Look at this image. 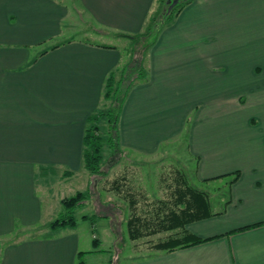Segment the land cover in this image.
Masks as SVG:
<instances>
[{
	"label": "crops",
	"instance_id": "obj_1",
	"mask_svg": "<svg viewBox=\"0 0 264 264\" xmlns=\"http://www.w3.org/2000/svg\"><path fill=\"white\" fill-rule=\"evenodd\" d=\"M75 6L99 35L128 38L160 3L0 0V236L40 222L53 230L57 206L45 203L52 188L39 179L59 170L62 181L83 167L89 179L87 118L105 107L109 74L118 80L131 63L133 52L91 39L41 48L74 22ZM140 54L146 76L121 106L120 148L155 154L188 127L199 181L238 175L221 207L210 199L212 213L185 226L204 241L128 264H264V0H189ZM43 235L7 241L0 264H77L85 253L73 231Z\"/></svg>",
	"mask_w": 264,
	"mask_h": 264
},
{
	"label": "rangeland",
	"instance_id": "obj_2",
	"mask_svg": "<svg viewBox=\"0 0 264 264\" xmlns=\"http://www.w3.org/2000/svg\"><path fill=\"white\" fill-rule=\"evenodd\" d=\"M67 3L71 7V2L67 1ZM168 6V3L162 2L158 9L157 18L158 22L162 23L161 26L167 24L166 15L173 10L175 5L167 12ZM162 11L163 13L166 11V14L161 13ZM74 13L77 17L71 25L64 27L63 34L47 44H42L41 48L74 38L110 43L124 50L133 51L132 58H127L131 63L128 62L129 65L123 69L125 72L121 75V78L124 77L122 86L125 87L129 79H134L137 75L135 67L141 65L140 52L147 50L145 47L155 38V28L150 35L135 40L124 36L118 38L113 35H99L91 26L92 18L89 23L83 21L86 18L85 13L82 17V11L78 6H75ZM119 77L120 75L116 74V79ZM112 100H106V107L111 104ZM98 124L99 133L103 136L102 173L100 175H91L87 179L86 173H83V167L76 169V172H70L72 175L64 177L62 181H60L62 176L59 170L55 174L39 179L41 185L48 183V187L52 188L51 202L49 199L45 202H49V205L53 204L54 207L57 206L54 209L50 207L49 216L52 220L64 211L61 202L58 201L60 197L71 196L77 191H88L87 199L75 210L76 225L73 228L68 226L47 232L50 231L49 227L42 226L44 222H40L41 224L37 225L38 228L27 232L19 233L17 229L14 233L0 236V252L9 243L7 241L17 238H24L28 235L40 238L44 237V233L60 235L73 231L79 235L80 249L85 251L83 260L86 264H128L134 259L157 252L154 244L162 237H166L169 232L166 230L152 234L146 233L133 239L127 231V220L133 214L141 212H144L142 215L148 214L147 217L153 218L156 215L154 208L162 203V199L173 203L176 186H179V180H181L180 171L185 174L192 185L208 191L215 209L221 207L229 196V179L215 178L213 183H204L197 178L196 158H193L188 150V127L177 137L167 140L155 154L143 155L127 152L120 147L112 148L107 141L110 134L107 116L100 117ZM84 177L86 180L82 182ZM131 195L137 199L133 197L131 201ZM57 202H59L58 205ZM153 205L156 206L153 207ZM95 236L100 238L97 248L93 245Z\"/></svg>",
	"mask_w": 264,
	"mask_h": 264
},
{
	"label": "trees",
	"instance_id": "obj_3",
	"mask_svg": "<svg viewBox=\"0 0 264 264\" xmlns=\"http://www.w3.org/2000/svg\"><path fill=\"white\" fill-rule=\"evenodd\" d=\"M166 1L167 0H159V3L161 5L162 2L166 3ZM188 1L189 0H178L176 5L173 7V10H171V12L166 15V23H169L174 18L179 9ZM161 13H163V11ZM164 13L166 14V11ZM158 15V10L150 14L147 20L146 28L143 32L124 35L135 40L137 38H143L147 35H150L155 28V38L150 41L147 47H145L148 49L154 44L157 34L163 27L161 26L162 23L158 22ZM135 68H137V75L134 79H129V82L125 87L122 86L124 77L117 80L116 71H112L109 74L106 80L104 98L105 101L109 99L113 100L111 101L110 105L106 107L105 104V107L91 113L87 118V127L83 136V159L84 166L91 175H100L102 173L101 161L103 159V136L99 133L98 119L103 115L107 116L109 122L108 131H110V134L107 138L109 145L114 149L120 147L119 137L117 134V121L121 106L124 102V99L126 98L131 84L137 78L142 79L146 76V70L142 65H139V67L136 66ZM122 72H125V70ZM177 170L179 171V169ZM180 173L181 180H179V186H176V196L173 203L162 199L163 201L161 204L157 206L153 205V207L156 206L154 208L156 215L153 218L147 217L149 216L148 214L142 215L144 212L135 213L133 216L129 217V220H127V231L131 238L135 239L146 233L152 234L167 230L169 232L168 235L166 237H162L154 244V249L157 251H171L179 247H185L204 241L206 239L195 236L193 233L189 232L185 226L195 219L207 217L212 213L210 203L211 196L209 195L208 191L192 185L187 180L183 172L180 171ZM237 175L238 171L235 172V174L233 173V177L230 179L234 181L237 178ZM87 193V190L77 191L71 196L64 197L61 200L64 211L59 217H56L49 223L50 228L56 230L60 229L61 227L75 226L77 223L76 217L74 215L75 210L87 199ZM133 197L135 196H130L131 201L133 200ZM135 199L137 198L135 197ZM93 244L98 247L97 236L94 237ZM83 255L84 252L80 251L77 264H86L83 260Z\"/></svg>",
	"mask_w": 264,
	"mask_h": 264
},
{
	"label": "water",
	"instance_id": "obj_4",
	"mask_svg": "<svg viewBox=\"0 0 264 264\" xmlns=\"http://www.w3.org/2000/svg\"><path fill=\"white\" fill-rule=\"evenodd\" d=\"M178 2V0H167L166 3L169 4L168 8H167V12H169L171 10V8L176 5V3Z\"/></svg>",
	"mask_w": 264,
	"mask_h": 264
}]
</instances>
